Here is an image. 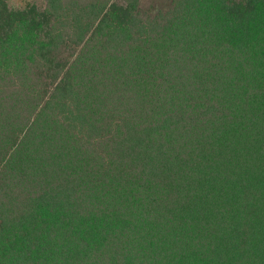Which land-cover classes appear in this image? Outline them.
<instances>
[{"label":"trees","instance_id":"16d2710c","mask_svg":"<svg viewBox=\"0 0 264 264\" xmlns=\"http://www.w3.org/2000/svg\"><path fill=\"white\" fill-rule=\"evenodd\" d=\"M0 264H264V0H0Z\"/></svg>","mask_w":264,"mask_h":264},{"label":"rangeland","instance_id":"374dc122","mask_svg":"<svg viewBox=\"0 0 264 264\" xmlns=\"http://www.w3.org/2000/svg\"><path fill=\"white\" fill-rule=\"evenodd\" d=\"M12 5L21 6L28 0H9ZM171 0H141V4L151 13L165 10L169 7Z\"/></svg>","mask_w":264,"mask_h":264}]
</instances>
